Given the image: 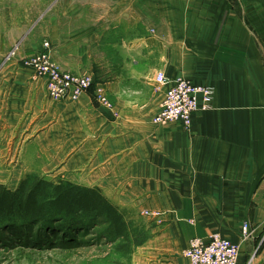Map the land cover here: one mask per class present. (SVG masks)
I'll return each mask as SVG.
<instances>
[{
    "label": "crops",
    "instance_id": "obj_1",
    "mask_svg": "<svg viewBox=\"0 0 264 264\" xmlns=\"http://www.w3.org/2000/svg\"><path fill=\"white\" fill-rule=\"evenodd\" d=\"M45 44L109 105L50 100L24 61ZM160 72L214 89L189 131L152 122ZM33 173L135 214L147 264H190L214 234L264 264V0H0V184Z\"/></svg>",
    "mask_w": 264,
    "mask_h": 264
},
{
    "label": "built area",
    "instance_id": "obj_2",
    "mask_svg": "<svg viewBox=\"0 0 264 264\" xmlns=\"http://www.w3.org/2000/svg\"><path fill=\"white\" fill-rule=\"evenodd\" d=\"M45 49L46 51L24 61L35 70L36 77L45 80L50 100L57 103L77 102L82 95L92 90L97 103L109 105L106 90L92 75H75L62 70L52 60L50 44H45ZM155 84L159 90L166 88L160 109L152 119L156 126L180 122L189 131L194 114L211 108L214 95L211 87L196 86L190 80L182 78L169 80L162 72L157 74ZM247 230L248 226L245 224V234ZM184 256L190 264H238L239 247L220 234H214L209 240L194 238Z\"/></svg>",
    "mask_w": 264,
    "mask_h": 264
},
{
    "label": "rangeland",
    "instance_id": "obj_3",
    "mask_svg": "<svg viewBox=\"0 0 264 264\" xmlns=\"http://www.w3.org/2000/svg\"><path fill=\"white\" fill-rule=\"evenodd\" d=\"M23 178H7V187L14 188ZM125 216L129 223L127 239L112 237L102 219L92 224L80 221L72 229L62 228L60 233L59 228L2 227L0 264H147L137 251L148 242V236L140 231L135 214ZM133 222L138 224L136 234L132 231Z\"/></svg>",
    "mask_w": 264,
    "mask_h": 264
},
{
    "label": "trees",
    "instance_id": "obj_4",
    "mask_svg": "<svg viewBox=\"0 0 264 264\" xmlns=\"http://www.w3.org/2000/svg\"><path fill=\"white\" fill-rule=\"evenodd\" d=\"M103 220L115 239L129 237L125 213L114 206L98 188H89L67 179L27 174L16 190L0 184V228L17 226L74 228L80 221L92 224ZM133 222L132 231L136 234Z\"/></svg>",
    "mask_w": 264,
    "mask_h": 264
}]
</instances>
